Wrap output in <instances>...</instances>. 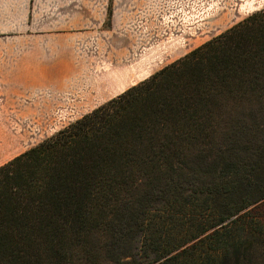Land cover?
<instances>
[{
	"label": "trees",
	"instance_id": "obj_1",
	"mask_svg": "<svg viewBox=\"0 0 264 264\" xmlns=\"http://www.w3.org/2000/svg\"><path fill=\"white\" fill-rule=\"evenodd\" d=\"M259 111L264 7L0 166V264H105L134 226L143 249L161 252L155 264H260L264 225L251 212L264 182L243 180L244 161L216 181L230 211L178 242L163 244L165 211L139 205L144 185L154 198L162 181L163 191L196 187L213 124ZM230 181L244 192L221 187Z\"/></svg>",
	"mask_w": 264,
	"mask_h": 264
},
{
	"label": "rangeland",
	"instance_id": "obj_2",
	"mask_svg": "<svg viewBox=\"0 0 264 264\" xmlns=\"http://www.w3.org/2000/svg\"><path fill=\"white\" fill-rule=\"evenodd\" d=\"M80 2L86 14L76 8V28L56 30L34 20L43 15L35 16V0H0V166L89 113L118 88L132 86L131 78L137 84L264 7V0ZM4 10L10 19H4ZM213 127L212 150L190 176L196 187L163 191L162 181L157 198L154 186L140 190L146 214L165 211L163 244L196 232L203 216L211 221L220 211H230L225 205L234 201L216 181L232 163L244 161L236 164L243 180L264 182V113L246 122L219 118ZM221 187L244 192L240 182ZM252 210L253 220L264 225V201ZM133 228L115 255L106 254L105 264H116L118 257L124 264H155L161 252L143 249L142 231ZM255 248L264 253L262 246Z\"/></svg>",
	"mask_w": 264,
	"mask_h": 264
},
{
	"label": "crops",
	"instance_id": "obj_3",
	"mask_svg": "<svg viewBox=\"0 0 264 264\" xmlns=\"http://www.w3.org/2000/svg\"><path fill=\"white\" fill-rule=\"evenodd\" d=\"M36 7L37 9H33V12L35 13V16H40L39 14H43L41 18H35L34 20L36 22L46 24L50 29H75V15L77 13V10L80 13L86 14V5L80 2V0H35ZM43 7L45 8L44 11H39V9ZM77 8V10H76ZM6 11L4 10V19L8 20L9 14L5 13ZM30 11H28L29 13ZM86 16H83L82 18L84 19ZM42 19H45V21H41ZM36 27V26H35ZM37 28V27H36ZM133 78L130 79V84L134 85L136 81L132 80ZM119 81V80H118ZM119 89V88H118ZM116 90L115 94L110 96L109 98L103 100L100 102L98 105L92 107V109L98 107L102 103L106 102L107 100L119 95L123 91H125L127 88H122L120 87L119 90ZM87 100V98H86ZM88 102V101H87Z\"/></svg>",
	"mask_w": 264,
	"mask_h": 264
}]
</instances>
